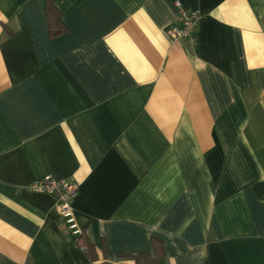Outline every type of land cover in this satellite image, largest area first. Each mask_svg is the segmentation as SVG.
Masks as SVG:
<instances>
[{
    "label": "crops",
    "instance_id": "0c3cea01",
    "mask_svg": "<svg viewBox=\"0 0 264 264\" xmlns=\"http://www.w3.org/2000/svg\"><path fill=\"white\" fill-rule=\"evenodd\" d=\"M198 12L191 39L165 30ZM0 0V264H264V0ZM45 176L78 185V247Z\"/></svg>",
    "mask_w": 264,
    "mask_h": 264
},
{
    "label": "built area",
    "instance_id": "2783aa9c",
    "mask_svg": "<svg viewBox=\"0 0 264 264\" xmlns=\"http://www.w3.org/2000/svg\"><path fill=\"white\" fill-rule=\"evenodd\" d=\"M176 6L180 12L177 25L166 28V35L172 40L191 39L197 29L199 13L183 10L178 2ZM32 192L43 193L52 196L57 204V210L69 230L74 236H79L82 229L78 226L72 206V202L78 196V185L63 179H55L45 176L40 181L28 188Z\"/></svg>",
    "mask_w": 264,
    "mask_h": 264
},
{
    "label": "trees",
    "instance_id": "16d2710c",
    "mask_svg": "<svg viewBox=\"0 0 264 264\" xmlns=\"http://www.w3.org/2000/svg\"><path fill=\"white\" fill-rule=\"evenodd\" d=\"M56 0H45V15L48 23V33L50 37H57L66 33L67 28L64 25L61 14L55 6ZM78 247L83 249L84 253L92 260L94 259V246L88 241L82 230L81 234L77 237ZM154 255L138 254L135 256H125L134 261L135 264H160V259L163 257L162 245L160 242L153 240Z\"/></svg>",
    "mask_w": 264,
    "mask_h": 264
}]
</instances>
